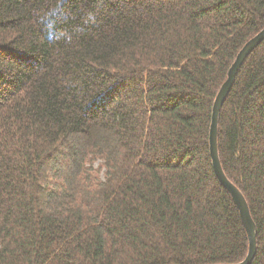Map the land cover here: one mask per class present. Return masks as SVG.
Segmentation results:
<instances>
[{
  "label": "trees",
  "instance_id": "16d2710c",
  "mask_svg": "<svg viewBox=\"0 0 264 264\" xmlns=\"http://www.w3.org/2000/svg\"><path fill=\"white\" fill-rule=\"evenodd\" d=\"M263 27L264 0H0V264L242 261L208 132ZM217 148L264 264V39L220 108Z\"/></svg>",
  "mask_w": 264,
  "mask_h": 264
},
{
  "label": "water",
  "instance_id": "95a60500",
  "mask_svg": "<svg viewBox=\"0 0 264 264\" xmlns=\"http://www.w3.org/2000/svg\"><path fill=\"white\" fill-rule=\"evenodd\" d=\"M264 39V27L256 33L253 37H251L248 41L244 43L241 49L236 54L233 62L231 63L226 78L224 82L219 87V90L214 98L212 109H211V118L208 132V151L209 157L211 159L212 168L214 174L219 181V183L228 191L231 195V198L236 205L240 220L242 225L246 231L248 238V251L244 259L240 262L233 264H250L254 258L256 252V227L249 213L248 205L246 200L244 199L242 193L227 179L225 176L218 155L217 148V128H218V117L220 108L228 95L235 76L237 72L249 55V53Z\"/></svg>",
  "mask_w": 264,
  "mask_h": 264
},
{
  "label": "rangeland",
  "instance_id": "374dc122",
  "mask_svg": "<svg viewBox=\"0 0 264 264\" xmlns=\"http://www.w3.org/2000/svg\"><path fill=\"white\" fill-rule=\"evenodd\" d=\"M96 164V163H95Z\"/></svg>",
  "mask_w": 264,
  "mask_h": 264
}]
</instances>
